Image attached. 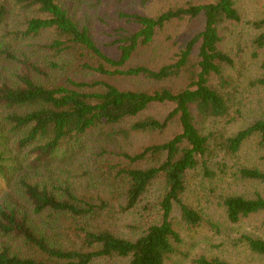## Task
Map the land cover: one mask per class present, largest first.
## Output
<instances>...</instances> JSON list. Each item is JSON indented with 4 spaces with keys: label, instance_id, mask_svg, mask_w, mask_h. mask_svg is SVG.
Returning <instances> with one entry per match:
<instances>
[{
    "label": "trees",
    "instance_id": "trees-1",
    "mask_svg": "<svg viewBox=\"0 0 264 264\" xmlns=\"http://www.w3.org/2000/svg\"><path fill=\"white\" fill-rule=\"evenodd\" d=\"M124 2L0 0V264H171L182 241L177 220L206 221L189 200L192 180L223 172L222 160L253 137L264 146V117L234 133L228 128L241 71L222 43L242 21L237 0L155 15L126 10ZM186 19L199 26L171 61L130 62L171 22ZM248 23L264 64V16ZM83 72L145 85L123 89ZM253 83L264 86V75ZM171 128L162 141L127 148L135 133ZM238 173L264 183L263 169ZM84 183L105 185L122 199L121 212L137 214L130 234L115 231L114 203L90 195ZM220 204L234 224L264 213L261 193L223 195ZM241 238L264 256V220L261 235ZM195 262L231 264L205 256Z\"/></svg>",
    "mask_w": 264,
    "mask_h": 264
},
{
    "label": "rangeland",
    "instance_id": "rangeland-1",
    "mask_svg": "<svg viewBox=\"0 0 264 264\" xmlns=\"http://www.w3.org/2000/svg\"><path fill=\"white\" fill-rule=\"evenodd\" d=\"M211 1L215 0H156L148 5H143L139 0H125L124 8L155 15L170 7ZM237 5L242 15V21L232 26L234 31L222 43V46L235 56L236 70L241 71L239 77L236 75L239 78V86L237 87L236 104L233 107L234 120L228 124L231 133L260 117H264V86L253 83L255 79L264 75L263 52L253 46L252 39L256 30L248 23V21L264 16V0H237ZM72 6L74 7L73 4ZM77 11L79 15H83L86 10L82 6ZM198 26V22L188 19L171 22L151 44L137 50L130 62L132 64L158 66L171 61L178 51L179 45ZM108 37L102 35V39ZM78 76L88 80L105 78L123 89H138L145 85L142 80L124 78L118 75L105 76L96 72H83L79 73ZM224 123L225 121H220L218 124ZM172 130L173 128L164 133H135L132 135L127 148L138 150L151 142L162 141L171 135ZM258 143V139L253 137L244 144L237 154L226 156L222 160V163L225 164L223 172L219 171L217 164L214 165V169H218L219 172L214 178L199 176L192 180L189 200L194 207L204 214L206 221L191 226L177 220L182 241L178 246V252L170 260L171 264H197L195 259L201 256L219 257L231 264H264V256L253 252L241 238L244 233L261 235L264 213L253 215L234 224L228 220L226 212L220 204L221 196L227 194H242L248 197H253L257 193L264 195V183L243 179L238 173L242 166L257 167L264 170V146H259ZM83 187L90 195H102L110 199L114 203L113 208L116 214L109 218V224L117 232L129 233L130 228L127 227V224L134 222L137 219V214L121 212L118 203L122 199L114 198L110 188L105 185L84 183ZM113 219L114 223L112 222ZM48 229L49 233L55 231V227L49 226ZM124 262L125 260L120 259L114 263L123 264Z\"/></svg>",
    "mask_w": 264,
    "mask_h": 264
}]
</instances>
